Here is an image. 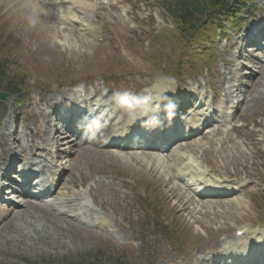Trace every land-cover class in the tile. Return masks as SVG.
I'll use <instances>...</instances> for the list:
<instances>
[{
	"label": "clouds",
	"instance_id": "9594fccd",
	"mask_svg": "<svg viewBox=\"0 0 264 264\" xmlns=\"http://www.w3.org/2000/svg\"><path fill=\"white\" fill-rule=\"evenodd\" d=\"M30 24H35L33 17H28ZM168 82L171 86L159 88ZM175 92V78L166 72L158 71L148 81L145 87L137 92L131 89L113 93L115 104L126 116L130 123L142 121V126L148 129L160 125L159 112L163 109L166 118L171 120L174 116L175 104L171 102L168 93Z\"/></svg>",
	"mask_w": 264,
	"mask_h": 264
},
{
	"label": "rangeland",
	"instance_id": "374dc122",
	"mask_svg": "<svg viewBox=\"0 0 264 264\" xmlns=\"http://www.w3.org/2000/svg\"><path fill=\"white\" fill-rule=\"evenodd\" d=\"M73 38H74V36H73ZM83 42L85 43L87 41L83 40ZM84 43H80L81 44V50H85L87 53H90L88 49H93V46L86 45ZM45 47H46V50L49 51L48 52L49 57H50L49 59H51V60L47 59V57H43V61H42L43 64H41L42 67H39L37 70L41 71V73L43 72L44 74L48 75L47 70L48 69L53 70L54 68H51V67L54 66L55 62H57V60H55V52L57 50H55V46H54L53 42L48 38L45 39ZM97 48L100 49L99 47H97ZM58 51L65 55L64 61H63L64 64L66 63L67 56L70 57L71 59L76 58V56H75L76 50L73 47H70L69 45H68V47L62 48ZM105 55H106L105 51H99V56L104 57ZM87 56H88L90 62L94 61L91 59L92 54L83 55V57L79 56L80 57L79 62H84V63L77 65V70L80 69L82 65H86L87 68L95 70V67L90 66V63L87 60ZM82 59H83V61H82ZM95 65L98 66V65H100V63H97ZM60 67L66 69L65 66H60ZM230 216H232V217L229 219ZM233 216H234L233 214H230L229 216L217 218L216 220H214L213 225H216V226L226 225L228 222L233 220ZM25 222H26V218H21L20 216L14 217L13 223L18 224L23 230L25 227ZM6 232H7V230H5L3 233H0V264H20V262L23 258H25L27 261H30V262H38L41 260H46V262H49L48 260H50V262H51V260H53V259H57L59 257L62 258V255L60 256L58 254L55 255V254L46 253L45 250H43V251L36 250V251L30 252V253L27 252V253H23V254L20 253L19 256H16V257H13V255H7L6 250L8 248H13V247L7 243H1V237L3 235H5ZM82 235H86V234H82ZM89 248H90V246H88V248L84 249L82 251V253L89 250ZM76 254H78V253H76V252L73 253V255H76ZM7 257H12V258L7 259ZM64 257H66V256H64ZM70 259H72V258H70Z\"/></svg>",
	"mask_w": 264,
	"mask_h": 264
},
{
	"label": "bare ground",
	"instance_id": "6f19581e",
	"mask_svg": "<svg viewBox=\"0 0 264 264\" xmlns=\"http://www.w3.org/2000/svg\"><path fill=\"white\" fill-rule=\"evenodd\" d=\"M53 1H55V0H53ZM67 42H69L70 43V41L73 43V39H71L70 37H69V35L67 36ZM73 46V45H72ZM73 47H75V46H73ZM87 60L88 61H90L89 60V58L87 57ZM31 234H33V235H35V236H38V234H40V232H37L36 230H34V229H31L30 231H28V233L25 235V236H27V237H29V236H31ZM32 238H33V236H31ZM39 239L40 238H37V240L39 241ZM42 239H46L45 237H43Z\"/></svg>",
	"mask_w": 264,
	"mask_h": 264
}]
</instances>
